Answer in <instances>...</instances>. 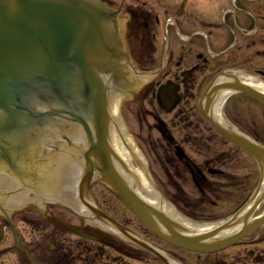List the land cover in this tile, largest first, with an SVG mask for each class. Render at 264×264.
<instances>
[{
	"label": "flooded vegetation",
	"instance_id": "af4514ba",
	"mask_svg": "<svg viewBox=\"0 0 264 264\" xmlns=\"http://www.w3.org/2000/svg\"><path fill=\"white\" fill-rule=\"evenodd\" d=\"M102 2L124 19L122 42L132 68L147 70L155 66L158 56L163 59L156 76L164 72L165 80L151 87L159 103L172 102L177 96L181 102H199L201 92L218 74L245 63L254 65L248 62L253 53L263 56L262 49L246 55L244 50L257 41L264 45V0H121L115 8L108 0ZM262 61L253 68L264 78ZM29 84L33 88L25 93L24 102L13 96V108L22 111L25 128L17 129L18 118L0 123L3 173L13 182L11 187L0 188V225L4 229L0 264H264L261 229L210 254L213 261H186L183 252L190 251L170 243L158 248L150 242L155 235L119 200L103 180L100 164L92 161L97 127L94 116L84 109L85 101L75 104L66 94L44 93L39 77ZM4 114L0 110V120ZM75 159L80 160L78 168L71 164ZM206 172L207 168L201 172L204 180H208ZM189 179L192 184L188 186H196L195 178ZM98 185L109 189L110 196L100 193ZM139 191L141 199L150 204L144 190ZM16 194H20V204L8 208L7 201ZM92 209L155 249L163 257H157L161 261H145L142 248L129 239L125 238L129 244L113 241ZM232 248H239V254L220 256Z\"/></svg>",
	"mask_w": 264,
	"mask_h": 264
},
{
	"label": "water",
	"instance_id": "95a60500",
	"mask_svg": "<svg viewBox=\"0 0 264 264\" xmlns=\"http://www.w3.org/2000/svg\"><path fill=\"white\" fill-rule=\"evenodd\" d=\"M112 15L108 8L95 0H0V110L5 113L0 123L5 122V125L9 120L18 118L17 129L25 128L26 119L22 117V111L13 108L16 102L13 96L23 98L24 102L25 93L33 88L29 82L35 83L38 77L46 86L44 93L55 91L53 93L66 94L73 102L87 99L88 105H84V109L94 116L97 127L95 152L103 166V170L98 171L143 224L164 240L190 251L211 253L229 247L264 225V215L249 222L250 216L264 199V147L217 122L210 111L209 97L215 91L226 90L245 93L264 104V92L241 82L235 75L222 73L220 76L226 80L216 84L210 94H205L207 101L204 108L200 106L201 113L216 131L256 159L261 169V180L250 204L241 215L238 213L224 224L203 234L191 235L179 231L180 226L163 212L142 202L135 192L125 186L108 157L107 150L110 147L107 135L111 119L107 88L100 75L113 70L110 62L117 51L118 40L108 39L111 34L108 32L107 22ZM73 75L76 80L72 82ZM72 88L78 90L77 95L70 91ZM77 103L79 102H75ZM176 155L179 159L185 157L179 146L176 147ZM115 157L120 161L116 155ZM92 210L96 215L117 225L111 218ZM241 222L243 223L235 234L221 236L225 229ZM117 227L127 237L163 258L153 248Z\"/></svg>",
	"mask_w": 264,
	"mask_h": 264
},
{
	"label": "rangeland",
	"instance_id": "374dc122",
	"mask_svg": "<svg viewBox=\"0 0 264 264\" xmlns=\"http://www.w3.org/2000/svg\"><path fill=\"white\" fill-rule=\"evenodd\" d=\"M108 1L111 2L115 8L121 0ZM123 21L124 19H122L121 17H113V22L111 23L112 31H109V34L117 36L119 42H121L120 45L122 46V48L126 49L125 47H123V45L125 46V44L122 42L125 27ZM108 39H110V37ZM258 39L259 36L256 37V40ZM162 41L163 33L160 37V42L162 43ZM144 49L146 50L145 55L147 56L149 51L148 48H146V45L144 46ZM159 49H161V47ZM255 49H262L263 56L259 57L258 55L253 53L252 56L248 58V62L252 61L254 65H260L263 62L262 59H264V45L260 44V41L254 43L250 49L244 50V55L250 54ZM222 50L223 48L219 49L218 51ZM153 55H155V57L157 56L155 52ZM157 59V65L152 64L155 66L147 70H137L138 74L136 72H133V68L127 71L125 67H121L122 69H124V71H120V77L117 76L115 78V80L112 82V88L109 89V111L112 110L113 104H117V116L125 127L129 136L132 138L134 144L137 147V151L140 154V157L137 159L139 160V162L134 158H130L131 165L136 171L141 170V166L144 167L143 177L145 179V188L143 187L144 192H142L152 200L153 204L159 207L162 206V208H164L163 210L167 213L168 211H172L173 213L171 217L180 224L183 223L182 221H190L192 223L199 222L198 224H200V226L207 224L210 226L218 227L222 223L230 220L235 215V212L241 209L244 204L240 208H238V204L234 203L236 202V199L233 198V202L230 201L223 204L224 206L221 205L222 207H220L219 211L209 213L206 218L200 219L203 221L191 219L190 217H188V215L186 216L181 213L171 202L172 197L166 191L168 182L165 176L164 166L162 167L161 165L163 162L162 158H164V148L165 146H168L167 142L162 136H160V133L156 129L158 121H161L166 125L168 129H170V133L175 136L178 144H182L181 136L186 134L188 131H191V129L196 126L195 130L200 132L198 134L201 137L206 138V141H209L207 144L208 146L204 145L205 148L203 155H206L207 157H203V159L211 163L209 168L219 171H227L228 175H231L233 180L237 179V181H232V183L241 182V184L239 185L237 183L234 189H239L241 191L242 187H246V190L244 192L237 191V193L242 195L241 197L244 199L246 198L247 200H249L253 197L254 191L257 189L261 177L260 167L251 155H249L243 149H240L237 145L227 140L225 137L221 136L211 127V125L200 113L198 109L199 102L197 99L192 100L191 102L189 101V99L183 101V103L179 102V106L176 107L172 112H169V114L161 112L159 107H157L158 105L151 92L152 86H154L155 84L157 85L159 82H164L165 80L164 72L160 73L158 76L153 75L157 70L156 67L162 65L161 61H163V59L159 56L157 57ZM246 64L250 63H245L244 66H236L231 70V72L227 73L236 72V75H238L239 78H241V80H243L247 84L257 83L264 86V78H262V76H260V74H258L256 70H254V65ZM75 80L76 76L73 75L72 82ZM130 90L132 91L130 92ZM70 91L76 95L78 93V90L76 88H72ZM112 93L116 95L115 98H112ZM202 93H204V90L200 94L201 97ZM133 95L135 99H132ZM183 95L186 96L185 91ZM225 100L226 101H224L220 113H217L214 110L215 117L221 122V124H223L229 130L240 133L242 135L245 134V136H249V138H252L255 134H258L260 143L264 145V105L259 101L254 100L242 93L229 95ZM252 139L255 138L253 137ZM76 140L78 139L76 138ZM183 146L185 147V151L189 152V155H191L192 159L198 162V164L202 161L201 156H198L195 153H191L188 146ZM156 148L158 149V151L156 150ZM227 154H229L233 158L232 162L229 161L227 157H225V155ZM219 157L224 158L225 162L227 161L225 163V166H223L224 163H218L216 161ZM114 160L117 161V159L115 158ZM205 162L203 160L201 162L202 165ZM3 163L1 164L4 165ZM75 163H78V160L75 161L74 164ZM117 163L119 164L118 161L116 162V164ZM78 165L80 166L79 163ZM136 171L131 172V174L136 175ZM178 181L182 182V184H185L183 192L186 193V196H188L192 190L191 186L188 185H191L192 181H190L189 177ZM207 181H212V176L208 175ZM96 188L100 193L110 196L109 189L101 185L96 186ZM169 189L171 191V194L172 192L175 193V188L170 186ZM237 193H235L234 195H237ZM15 196L19 197L20 194H16ZM112 196L113 195L111 193V197ZM113 199H115L114 196ZM10 207L11 206H9L8 208ZM236 208L238 209L236 210ZM263 212L264 202L261 203L259 208L256 210L255 216ZM177 218H180L181 220H178ZM97 222L101 226L104 233L112 238L113 241L118 240L129 244L123 235L110 228L104 222L100 220H97ZM260 229L264 232V227ZM157 238L158 237L156 236L152 237V239H150L149 241L153 242L157 247L159 246L158 248L167 247L170 245ZM262 245L264 246V242ZM133 247L138 248L134 245ZM238 249L239 248H232L229 252H227L226 254H220V256H233L235 254L237 255L239 254ZM140 251L145 261H161L149 252H146L142 249ZM183 255L185 256L186 261H213L214 257V255L206 256V254L202 253L199 254V256L196 253L192 252H183Z\"/></svg>",
	"mask_w": 264,
	"mask_h": 264
},
{
	"label": "trees",
	"instance_id": "16d2710c",
	"mask_svg": "<svg viewBox=\"0 0 264 264\" xmlns=\"http://www.w3.org/2000/svg\"><path fill=\"white\" fill-rule=\"evenodd\" d=\"M179 102L180 97L177 96V100H173L171 103L167 102L164 104L162 102L158 103V105L163 112L169 113L179 106ZM158 128L161 129L164 137L166 138L168 132L160 125ZM195 129L196 127L191 129L190 134L188 131L186 134L181 136V143L188 146L191 153L201 156V160H204L205 162L206 160L203 159V157L206 158L207 156L203 155V153L204 148L205 146H208L207 144L209 141H206V138L201 137ZM255 137L259 140V135L255 134ZM166 142L168 147L164 148V158H162V167L164 166L168 179L166 191L172 197V201L183 213L194 219H203L206 218L209 213L219 211L220 207L224 206L223 204L226 202H233V198L236 199V202L234 203H239L242 195L237 193V191H240L239 189L237 190L234 188L236 187L237 183L239 185L241 182L232 183V181H237V179L233 180L231 175H228V172L224 170L221 171L220 174L213 175L212 181L204 180L201 172L204 168H208L211 163L206 161L202 165V161L198 164L193 159L178 161L174 156L173 142ZM225 157H227L229 161H233V158L229 154L225 155ZM216 161L218 163H224L223 166H225V163L227 162H225V159L221 157H219ZM189 174L195 178L196 186H191L192 190L190 194L186 196V193L183 192L185 184H182V182L178 180L188 178ZM170 186L175 188V193L172 192L171 194L169 189ZM245 190L246 187H242L240 192H244ZM235 193H237V195H234Z\"/></svg>",
	"mask_w": 264,
	"mask_h": 264
},
{
	"label": "bare ground",
	"instance_id": "6f19581e",
	"mask_svg": "<svg viewBox=\"0 0 264 264\" xmlns=\"http://www.w3.org/2000/svg\"><path fill=\"white\" fill-rule=\"evenodd\" d=\"M114 65H115V68H113V70L111 72H108L107 74H105L103 76L105 78L108 89L112 88V84H113L112 82L115 80V78L117 76L120 77L121 72H122L121 70L124 71V69H122L121 67H125V69L127 71L129 69H132L131 63L129 62L127 56L124 54H123V56L119 55L117 57V59L114 61ZM249 84L252 87L257 88V89L264 92V86H262L261 84H257V83H255V84L249 83ZM218 94L219 95L217 96L215 103H214V105H215L214 109L217 113H220L222 105H223L226 97L230 94V92L226 91V90H221ZM112 96H113L112 98L116 97V95L114 93H112ZM116 109H117V104L116 105L113 104L112 110L110 111L111 120H110V129H109L110 144H111L112 150L115 153L114 155H116L120 160L119 167L122 170V172L127 176V178L129 180H131L134 184L140 186L143 189V187L145 185V179L143 177L144 167L141 166V170L136 171V170H134L133 166L131 165V161H130V158H134V159H136V161L139 162V160H137V159L140 157V154L137 151V147L134 144L132 138L129 136L125 127L123 126L120 119L118 118ZM75 161H73V163ZM74 166H75V168H77L78 163H75ZM128 168L130 169V172H128L129 171ZM135 171L137 174L132 175L131 172H135ZM140 178H141V180H140ZM10 183H11V181L8 177H6L5 175H0V186H8ZM145 196H146V198L148 197L147 195H145ZM149 201H151V200L149 199ZM20 202H21L20 198H13L10 200L9 204L11 207L16 208L20 204ZM150 204L154 206V204L152 202ZM168 213L170 215H172L173 212L168 211ZM177 219L181 220L180 218H177ZM182 222H183L182 226L184 227L185 231L188 233H198V232H201L202 230H207L211 227L210 225L199 226L198 224H194V223L189 222V221L188 222L182 221ZM236 228H238V225L233 227V228L224 230L223 231L224 233L221 235L229 234L230 232L234 231Z\"/></svg>",
	"mask_w": 264,
	"mask_h": 264
}]
</instances>
